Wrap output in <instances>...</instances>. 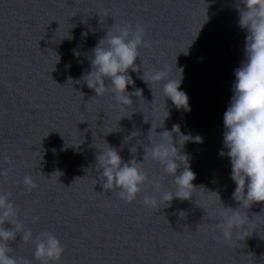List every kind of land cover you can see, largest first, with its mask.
Wrapping results in <instances>:
<instances>
[{
	"label": "water",
	"instance_id": "1",
	"mask_svg": "<svg viewBox=\"0 0 264 264\" xmlns=\"http://www.w3.org/2000/svg\"><path fill=\"white\" fill-rule=\"evenodd\" d=\"M235 4L0 0V169L6 170L0 175V192L10 193L17 219L34 237L48 231L59 238L64 253L54 264H264V202L240 209L252 217L256 230L251 234L249 228L245 240H225L219 227L221 201L238 206L232 198L236 185L229 158L219 155L223 114L234 70L244 59L247 34L238 24ZM124 24L145 30V44L135 61L139 74L129 69L143 97L133 95L127 110L115 105L110 92L95 96L81 79L90 70L86 53L106 30ZM85 31L86 38L81 35ZM68 35L72 38H62ZM162 66L172 77H179L177 68L183 69L180 87L191 110H178L166 100L170 116L157 132L179 124L182 133L203 137L202 143L186 142L181 151L189 155L196 174L192 183L204 188L190 199L174 198L170 207L155 208L143 202L145 195H158L153 181L162 191L173 186L157 161L143 162L148 180L127 202L118 190L103 189L96 169L98 149L90 145L93 136L98 147H107L104 140L118 149L123 144L124 161L133 156L143 160L138 141L147 143L149 119L154 125L162 123L166 109L160 84L153 83L151 90L139 75L143 68L150 72ZM133 131L137 136L124 143ZM152 137L158 139L154 131ZM173 137L175 141V133ZM133 145L135 154L129 151ZM25 175L35 187L23 183ZM209 191L218 192L221 201ZM33 217L38 221L33 223ZM8 243L18 262L39 264L34 240L26 242L17 234Z\"/></svg>",
	"mask_w": 264,
	"mask_h": 264
},
{
	"label": "clouds",
	"instance_id": "2",
	"mask_svg": "<svg viewBox=\"0 0 264 264\" xmlns=\"http://www.w3.org/2000/svg\"><path fill=\"white\" fill-rule=\"evenodd\" d=\"M235 7L239 15L238 24L246 29L247 34L244 59L234 70L232 95L223 114V148L219 151V155L229 158L230 178L236 185L232 198L238 202V206H225L218 192L209 191L218 194L223 206L219 227L225 240L233 238L245 240L250 236L247 234L249 228L251 234L256 232L252 217L250 218L247 212H241L240 209H249L254 202H264V0H236ZM81 35L86 38L88 32H82ZM65 37L72 38L71 35L62 38ZM144 37L143 26L133 27L124 24L114 30H106L105 35L86 53L90 61V70L82 74L81 79L94 90L95 96L110 92L115 105L125 110L133 105L131 99L133 95L139 99L143 97V90L135 86L129 69L139 74L140 66L135 61L140 57V47L145 44ZM80 54L73 49L74 56L79 57ZM177 69L180 70L179 77L169 76L167 66L150 72H146L143 68L142 75H139L151 90L150 85L160 84L166 109L162 123L154 125L153 120L149 119L151 126L148 130L147 143L138 141L144 148L142 161L137 160L135 156L124 161L120 155L123 144L118 149L104 140L107 147H98L93 136L90 147L98 149L96 169L102 187L107 190H118L121 200L132 202L142 191V186L148 180L142 165L148 159L157 161L162 166L163 171L172 177L173 186L167 191H162L158 182L153 181L157 185L158 195H145L143 202L146 206L159 208L163 204L164 208L170 207L174 198L190 199L195 196V190L203 187L198 188L192 183L196 174L190 167L189 155L181 151L186 142L202 143L203 137L199 134L192 136L190 132L182 133L179 124H173L171 130L165 128L157 132V128H163L165 120L170 116L166 100H171L178 110H191L189 97L180 87L183 69ZM128 85L133 86V91L127 90ZM131 116L127 117L131 118ZM149 120L146 121L144 115V121ZM153 131L158 139H153ZM137 132L133 131L125 137L124 143L126 138L130 141L136 137ZM129 151L135 154L137 147L133 145ZM4 174L6 170L0 169V175ZM23 183L29 188L35 187L30 175L24 176ZM181 212L184 211L180 210L179 214ZM38 219L39 217H33V223ZM5 224H10L12 227L6 228ZM17 234H20L21 239L26 242L34 240L33 255L39 264H54L64 253L61 241L53 233L44 231L34 237L31 229L26 230L17 219V210L10 199V193L0 192V264H31L30 261L18 262L17 258L11 255L13 249L8 242L14 241Z\"/></svg>",
	"mask_w": 264,
	"mask_h": 264
}]
</instances>
